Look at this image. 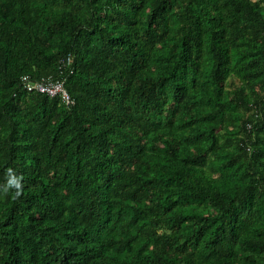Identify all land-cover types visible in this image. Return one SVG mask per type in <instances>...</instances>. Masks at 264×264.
Masks as SVG:
<instances>
[{
	"label": "trees",
	"instance_id": "16d2710c",
	"mask_svg": "<svg viewBox=\"0 0 264 264\" xmlns=\"http://www.w3.org/2000/svg\"><path fill=\"white\" fill-rule=\"evenodd\" d=\"M9 167L0 264H264V0H0Z\"/></svg>",
	"mask_w": 264,
	"mask_h": 264
},
{
	"label": "clouds",
	"instance_id": "9594fccd",
	"mask_svg": "<svg viewBox=\"0 0 264 264\" xmlns=\"http://www.w3.org/2000/svg\"><path fill=\"white\" fill-rule=\"evenodd\" d=\"M5 177L6 182L0 185V192H3L5 195L11 192L14 199L19 198L23 194V176L17 175L16 171L12 167H9L6 169Z\"/></svg>",
	"mask_w": 264,
	"mask_h": 264
},
{
	"label": "built area",
	"instance_id": "2783aa9c",
	"mask_svg": "<svg viewBox=\"0 0 264 264\" xmlns=\"http://www.w3.org/2000/svg\"><path fill=\"white\" fill-rule=\"evenodd\" d=\"M27 79V78H26ZM27 85L31 88H37L38 90L42 91V92H47L49 94H56V93H62L64 99H66L67 101H69V96L67 95L66 91L64 90V85L62 81H48V82H43V83H30L28 82Z\"/></svg>",
	"mask_w": 264,
	"mask_h": 264
},
{
	"label": "bare ground",
	"instance_id": "6f19581e",
	"mask_svg": "<svg viewBox=\"0 0 264 264\" xmlns=\"http://www.w3.org/2000/svg\"><path fill=\"white\" fill-rule=\"evenodd\" d=\"M49 81H53V82H56L52 79H50ZM30 83H35V84H38L39 82H33V81H29ZM48 82V81H47ZM63 82V81H62ZM64 85V83H63ZM28 86V85H27ZM29 87V86H28ZM30 88V87H29ZM31 88H34V87H31ZM37 89V88H36ZM64 90L66 91L67 95L69 96V101H67L66 99H64L63 97V94L62 93H56V94H49L47 92H44V93H47L48 95H50L51 97H55V96H58V97H61V99L67 104V105H70L71 103H73V99L71 98L70 94L68 93L67 89L65 88V85H64ZM40 91V90H39ZM42 92V91H40Z\"/></svg>",
	"mask_w": 264,
	"mask_h": 264
}]
</instances>
